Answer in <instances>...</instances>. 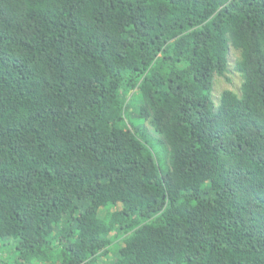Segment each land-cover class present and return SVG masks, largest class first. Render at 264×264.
<instances>
[{"label": "trees", "instance_id": "trees-1", "mask_svg": "<svg viewBox=\"0 0 264 264\" xmlns=\"http://www.w3.org/2000/svg\"><path fill=\"white\" fill-rule=\"evenodd\" d=\"M6 238L14 264H264V0H0Z\"/></svg>", "mask_w": 264, "mask_h": 264}, {"label": "rangeland", "instance_id": "rangeland-1", "mask_svg": "<svg viewBox=\"0 0 264 264\" xmlns=\"http://www.w3.org/2000/svg\"><path fill=\"white\" fill-rule=\"evenodd\" d=\"M230 52L231 53L229 56L228 71L224 75H217L215 77L216 101L219 100L221 92L225 88L239 90L242 83V78L236 69V62L239 56V52L234 48H231ZM124 97L127 99L128 103L125 113V123L128 126H134L139 129V133L141 134L145 142H147V144L154 150L159 162L160 170L163 172L169 166L168 146L162 140L161 135L155 131L150 121L139 116V109L143 102L141 92L138 89L132 90L124 94ZM121 243V241H118L116 244L121 245ZM113 248L116 249L117 247ZM114 249L109 256L102 257L99 261V264H111L112 261L115 260L118 256L117 251ZM0 253L3 256L5 264L15 263V242L13 238H6L5 240L0 239ZM28 264L36 263L30 262Z\"/></svg>", "mask_w": 264, "mask_h": 264}]
</instances>
